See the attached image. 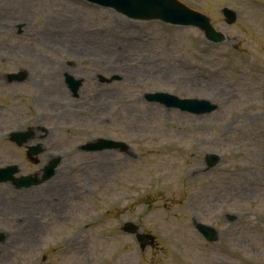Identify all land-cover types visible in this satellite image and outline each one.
Masks as SVG:
<instances>
[{"label":"rangeland","instance_id":"1","mask_svg":"<svg viewBox=\"0 0 264 264\" xmlns=\"http://www.w3.org/2000/svg\"><path fill=\"white\" fill-rule=\"evenodd\" d=\"M183 1L228 42L83 0H0V167L26 175L61 156L39 186L0 184V230L10 234L0 264H264V0ZM22 69L26 82L5 83ZM66 73L84 79L77 97ZM156 91L218 109L196 116L143 99ZM28 127L39 164L5 138ZM99 137L129 148L77 150ZM194 219L218 228V242ZM126 221L156 246L140 250Z\"/></svg>","mask_w":264,"mask_h":264},{"label":"water","instance_id":"2","mask_svg":"<svg viewBox=\"0 0 264 264\" xmlns=\"http://www.w3.org/2000/svg\"><path fill=\"white\" fill-rule=\"evenodd\" d=\"M92 2H96L103 6L112 7L118 12L126 15L132 19L139 20H160L162 22L168 24L175 25H192L201 29L205 37L213 42H224L226 41V36L216 31L211 24L209 23L208 18L201 14L200 12L193 10L180 2L179 0H90ZM230 17V21L232 22L234 16L232 13L228 14ZM8 82L12 81H24L27 76L26 72H20L18 74H11L7 76ZM102 80V78H101ZM65 82L68 85L71 93L76 96L79 87L82 84V79H75L73 76L69 74H65ZM146 98L150 101H156L157 103L164 104L169 108H178L181 111H187L191 113H205L214 109L216 106L211 105L207 101L198 100V99H180L175 95L168 93H155V94H146ZM13 140L18 143L23 142V136L19 134H13ZM100 144H88L83 146L84 149L87 150H100L104 148L117 147L119 144L108 141H99ZM34 148H30L29 155L33 153ZM36 153V152H35ZM58 160H55L48 166L43 169V175L40 179H36V177L29 175L27 177H19L14 178L13 174L17 172V168L15 166L7 167L4 170L0 169V182L2 181H12L13 184L20 187H28L35 184H39L47 179H49L54 173V168L57 165ZM212 162V164H210ZM216 162L215 157H209L208 164L212 166ZM197 229L208 239L211 241L217 240V233L213 230V228L208 227L206 225L197 224ZM125 231L129 233L135 232L134 227L127 223L124 227ZM4 235L0 234V241L4 239ZM138 241H141L142 247L146 245L148 242L146 238L142 235L137 236Z\"/></svg>","mask_w":264,"mask_h":264}]
</instances>
